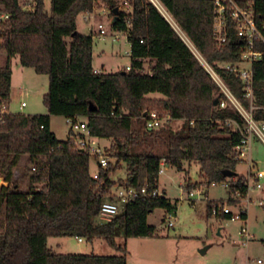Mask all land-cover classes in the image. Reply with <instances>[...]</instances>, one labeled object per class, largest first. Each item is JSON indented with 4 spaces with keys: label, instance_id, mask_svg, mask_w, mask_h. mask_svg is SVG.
I'll return each instance as SVG.
<instances>
[{
    "label": "trees",
    "instance_id": "1",
    "mask_svg": "<svg viewBox=\"0 0 264 264\" xmlns=\"http://www.w3.org/2000/svg\"><path fill=\"white\" fill-rule=\"evenodd\" d=\"M100 1L110 15L120 1L129 7L127 12L120 10L111 25L113 31L127 33L128 70L94 73L93 36L80 34L76 19L93 12L97 0H51L49 14L43 0H35L31 11L22 9V0H0V16H7L0 20V50L7 56L6 66L0 68V110L5 106L8 112L0 115V176L5 183L11 182L20 158L27 157L22 181L0 188V264H126L125 251L115 243L116 228L123 227L126 238H151L154 228L147 224L148 216L156 209L170 214L175 206L161 196L139 197L106 224L95 225L94 220L101 204L114 200L111 190L116 185L157 190L162 163L178 171L184 164H198L203 182L229 183L232 204L238 202L233 201L235 192L241 199L247 194V183L236 171L241 162L234 155L241 135L224 126L231 120L242 127L244 121L230 106L217 109L225 97L194 54L248 110L243 85L220 68L238 64L246 49L232 23L226 42L219 44L213 30V0H157L178 31L147 0ZM236 1L253 4L264 38V0ZM255 50L262 55L252 65V114L254 120L264 121V43L256 44ZM12 58L47 76L42 97L46 115L9 113ZM152 113L182 122L179 132L164 135L166 152L161 155L152 147L136 151L147 139H161L146 126L142 133L133 127V121L146 124ZM53 116L72 123L83 118L91 137L111 142L108 165L99 170L98 179L90 173V154L76 146L81 135L70 129L67 140L58 141L50 129ZM122 164L125 178L116 182L112 177ZM224 171L237 175L227 179ZM261 208L264 215V203ZM50 238L103 239L121 255L55 254L47 247Z\"/></svg>",
    "mask_w": 264,
    "mask_h": 264
},
{
    "label": "rangeland",
    "instance_id": "2",
    "mask_svg": "<svg viewBox=\"0 0 264 264\" xmlns=\"http://www.w3.org/2000/svg\"><path fill=\"white\" fill-rule=\"evenodd\" d=\"M50 3L51 0H43L44 10L48 14L50 13ZM84 17L85 14L77 17V31L83 35L91 34L93 36V70H99L106 74L128 70L130 57L127 33L112 30L110 24L112 16L108 8L100 0H97L92 17L87 21L84 20ZM99 26L103 30L102 37H99L101 31ZM116 36L119 41H114ZM6 62V54L0 50V68L5 67ZM9 64L12 95L8 111L16 115H46L47 110L43 105L42 97L47 89V76L38 75L32 69L22 67L18 58H12ZM149 97L157 98L158 96ZM22 102L26 105L23 109L20 108ZM155 118L158 120L159 126L153 131L158 133L161 139H147L148 143L141 142L143 145H140L136 151L152 147L156 154H164L166 148L161 140L165 139L167 132L177 133L182 128V122L170 121L164 115H156ZM83 121V118L76 119V125L78 126ZM145 125V123L137 124L136 121H133L134 129L140 133ZM50 129L56 139L62 142L67 140L70 129L74 135L82 134L73 124L58 116L50 118ZM97 142L105 150L111 146L108 140H97ZM250 158L252 162L256 163L254 171L258 170L264 173V145L257 138L252 141ZM26 161L27 157L20 158L18 165L12 171L10 183H5L0 176V188L22 181L26 174ZM97 171L98 167L91 159L90 173L93 175ZM236 171L239 177H247L246 159L245 162H241L237 166ZM124 174L125 168L122 164L112 178L117 182L119 179L125 178ZM188 184L191 185L188 187ZM261 184L262 190L249 191V197L254 204L248 205L240 200L232 204L229 202L228 190L221 185L204 187L201 197L195 196L190 199L188 198L190 189L207 186V183L203 182L200 177V166L196 163L184 164L182 171L170 167L159 175L157 191L159 196L164 197L175 206V210L169 214L165 210L156 209L148 216L147 224L154 228L151 238H126L124 228L118 227L115 231V243L125 251L126 264H264V215L262 208L258 205L259 202L264 203V179ZM119 187L118 185L114 186L111 194H116ZM209 203H227V208L233 213L246 209V228L251 238L247 245L242 246L238 235L245 222H231L211 214L208 216ZM122 212H124V208L120 207L119 214ZM106 223L98 218L94 220L95 225ZM47 247L55 254L60 255L98 257L121 255V252L110 248L103 239L79 242L76 238H50L47 240ZM202 251L205 252L202 254ZM258 261L259 263H257Z\"/></svg>",
    "mask_w": 264,
    "mask_h": 264
},
{
    "label": "built area",
    "instance_id": "3",
    "mask_svg": "<svg viewBox=\"0 0 264 264\" xmlns=\"http://www.w3.org/2000/svg\"><path fill=\"white\" fill-rule=\"evenodd\" d=\"M24 5L22 9L24 11H31L35 6V0H23ZM150 2L162 15L163 17L173 26L175 30L178 31L177 27L171 21L170 17L166 14L164 9L158 3L157 0H147ZM119 9L127 12L129 9L128 5L124 1H120ZM214 6V23L213 30L215 36L219 42V44H224L226 42V34L228 30V25L231 22L233 29L236 33V36L240 38L245 43V50L240 55V62L238 64H225L220 68L233 74L243 85L244 87V95L243 98L249 102V109H244L241 104L232 96L228 88L224 85L218 74L209 67L204 60L194 51L195 56L206 70L214 84L218 87L221 94L225 97V100H222L217 109L222 110L226 107H232L243 119L244 126L240 127L234 121H226L224 126L226 128L233 129L237 131L241 135V141L239 145L234 148L235 159L240 162H245L248 165V173L247 177L243 178L247 183V194L244 199H241V196L238 192H235L233 201L240 200L246 204H252L251 198L249 197V191L251 190H262L261 181L264 179V173L261 171H254V165L256 163L251 161L250 153L252 141L254 138H257L264 145V121H256L253 118V74H252V65L254 62L258 61L261 58V53L255 50L256 44L264 43V38L261 30L258 28L255 21V12L254 6L252 3H244L240 5L236 0H213ZM124 8V9H122ZM105 11L103 10V13ZM92 17L91 13H85L84 20L87 21ZM6 15H1L0 20L6 19ZM99 37L103 36L102 27H98ZM94 73H100L98 70H94ZM25 107V103L22 102L20 104V108L23 109ZM8 113L5 106H2L0 110V115ZM156 115L154 113L150 114L149 119L146 122V128L149 130H153L158 128L159 122L155 118ZM70 124H73L76 128H78L82 134L76 140V146L78 149L87 150L91 156V159L94 160L98 167V171L94 173L93 179H98L99 170L106 169L109 158L107 151L104 147H101L97 142L98 139L93 138L89 135L87 126L85 123H80L78 126L71 121H68ZM192 124V123H190ZM164 163L161 164L159 175L163 174L165 171ZM34 171V168L32 169ZM253 171V172H252ZM217 185H221L227 190H229V183L221 182V183H211L204 186H201L199 189H190L188 191V198L193 199L195 196H202L204 192V187L212 186L215 187ZM113 201H105L101 204L98 219L109 222L111 219L119 215L120 207H123L124 210L126 206L130 203L138 199L139 197H159L158 191L149 192L146 188H142L140 191L135 189H128L125 187H119V191L116 194L112 195ZM254 204V203H253ZM258 205L261 207L263 205L262 202H259ZM246 214V209L237 210L236 213H233L230 209L227 208V203L221 204H213L211 206V215L216 217H222L229 215L231 222H245L244 225L239 230V237L241 239L242 246L247 245L248 241L251 240L248 230L246 228V219L242 218V215ZM171 226V223H169ZM79 242L82 240L78 239ZM259 263V261L257 262Z\"/></svg>",
    "mask_w": 264,
    "mask_h": 264
},
{
    "label": "water",
    "instance_id": "4",
    "mask_svg": "<svg viewBox=\"0 0 264 264\" xmlns=\"http://www.w3.org/2000/svg\"><path fill=\"white\" fill-rule=\"evenodd\" d=\"M119 11H120L119 7H116L115 9H113L111 11V15H112V19H111V23H110L111 25H113L116 22V20L119 18ZM90 110H94V107L92 105H90ZM166 168H168V167L166 166ZM222 175L225 178L230 179V178L235 177L237 174L233 173V172H229V171H224L222 173ZM204 252L205 251H202L201 253L203 254Z\"/></svg>",
    "mask_w": 264,
    "mask_h": 264
},
{
    "label": "crops",
    "instance_id": "5",
    "mask_svg": "<svg viewBox=\"0 0 264 264\" xmlns=\"http://www.w3.org/2000/svg\"><path fill=\"white\" fill-rule=\"evenodd\" d=\"M128 10H129V9H128ZM128 10H127V11H128ZM114 41H119V38H117V36H116V37L114 38ZM129 53H130V51H129ZM148 65H149V64L147 63L145 66L148 67ZM146 67H145V68H146ZM98 71H99V70H98ZM99 72H102V71H99ZM46 93H47V89H46V92L43 94V96H44ZM11 95H12V88H10V98H11ZM25 106H26V105H25ZM9 113H10V112H9ZM82 123H85V120H84ZM110 144H111V142L109 141V145H110ZM109 145H108V146H109ZM164 168H165V170L168 169V168H166V166H165ZM77 241H78V239H77Z\"/></svg>",
    "mask_w": 264,
    "mask_h": 264
}]
</instances>
